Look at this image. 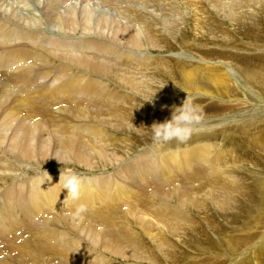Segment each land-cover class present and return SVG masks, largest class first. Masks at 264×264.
I'll return each mask as SVG.
<instances>
[{
    "label": "bare ground",
    "instance_id": "bare-ground-1",
    "mask_svg": "<svg viewBox=\"0 0 264 264\" xmlns=\"http://www.w3.org/2000/svg\"><path fill=\"white\" fill-rule=\"evenodd\" d=\"M62 1L65 0H43V7H42L44 9L43 12L40 13V17L36 18L34 16L35 18L31 23H29L28 26L24 25L26 23V20L23 17L24 14L23 16L17 18L18 22H20L19 19L21 20V24L13 23L12 20V21H8V23L10 22V24L12 25L11 29H5L0 26V205L4 207L9 206L10 211H11L10 207L16 205L20 210L24 211L25 215H27L28 217V220L34 217V221H47V222L49 221L48 224H51L52 221H54V223L55 221L58 222L65 221V223L66 221H70L69 224L73 222V224H75L77 229L83 235V237L79 238L78 240L70 237L71 235L66 237L68 235L67 233L69 232H65L66 236L64 237L65 235L64 232L55 229L56 227H58V229L59 227L61 228V226L59 225L56 226L55 228L51 227L52 230L48 231L46 234L47 236L52 235L53 238H55L53 240L54 241L57 240L59 242L60 246L57 245L54 248L55 252L59 253L60 256L62 254L65 256L67 255L72 256V258H76L77 260L76 262L78 264H107L103 261V258L96 251L98 249L95 250L93 248H90L93 246L87 247L89 244L85 245L86 242L84 243V240H86L87 238H88L87 240L91 242H96L98 237L95 236L93 232L91 234L89 227L85 226L86 223L83 224L84 222L82 221L106 222L107 221L106 210L110 204L111 206L112 205L114 206L113 208L115 207L117 208V206L118 207L120 206L119 204L121 201L123 202V204L124 202L125 204L126 203L133 204L132 202L135 203L136 201L135 204L137 205V207L142 206L148 208V210L145 211V214L142 215V213L140 212L141 216H139V214L138 215L134 214V221L136 220L138 223L137 224L135 222L137 227L139 226L140 223L138 221L146 222L149 220L150 223L151 221H159L165 225L168 224V227L169 225H172L171 227L174 228L173 231L180 230V226L177 223L178 221L182 222L188 220V214L186 213L185 209L189 206H194V207L199 206V208H201L202 206H204L202 205L204 203H205V207L206 205H210V204L214 205V207L218 205L216 207H218V209H221L223 210V212H225L224 208L228 210L232 207H236L240 205V203L249 205L248 203L249 200L242 199L243 197L240 196V195H244V196L249 195L248 193L249 190L247 191L248 188L246 189L247 185H245L243 179H240L241 175L236 173L237 170L235 172H233L232 170L235 169L234 162H236L235 160L237 159V157H235L234 152L236 151L232 147H229L228 149L222 147L216 148L217 144L216 143L212 144V142L210 143V141L196 142L194 144H191L190 146H185L183 148H179L175 146L176 148L171 150H166V152H163V146H162L163 144H157V143H154L152 146H148L145 147V149H142L143 152L140 151L141 153L139 159L136 162H134L133 167L131 168L132 171L135 170L133 172V178L131 180L136 182L137 183L136 185L139 186L141 190L146 191L145 198L142 196L144 199L142 198L140 200H135L136 198L132 196L135 195L132 194L133 190L125 189L123 184H122L123 186L118 185L117 181H115V179L111 177L112 175L105 176V179H100V178L95 179L93 176H90V174L80 175V172L79 174H77L82 181L79 198L73 200L68 196L67 190L63 189L62 184L59 182L60 172H58L57 169L60 166L57 167L56 169L57 171H52V170H47V167L45 170L43 166L39 165L38 161L43 162L44 161L43 159L45 158L48 150H50V148L48 147L49 144H52L53 146V151H52L53 154L51 155V159L54 161V163L55 161L56 163L77 162L88 168H92L99 166L100 164L106 165L108 163H112L115 160V158H117V160H120L121 158L123 159V157H125V155H127L129 151L130 144L132 143L131 141L134 140V139L128 140L127 137H124L123 134H125V132L127 131V129L125 128V122H130L133 125V128L128 130L130 131L132 130L135 133H142L141 125L143 122L147 120L146 119L145 121H143V119L148 116V107L150 108V105L156 104L155 98H152V100L148 101V103H143L142 101H144L143 99L149 96L155 95L154 92L155 89H157V87L155 88L153 84L151 86L148 85L147 76L153 74V71L144 72L145 67L152 70L155 68L157 64L151 66V63L147 62L148 59L147 57H143V58L137 57L136 55H138L140 52L134 55L133 52H135L136 50L135 49L132 50V48H130V47L141 48L140 46H142L145 43L144 42L145 37L143 38L142 30L145 31L144 33H146L147 31L149 34L147 36L149 37V39L146 37L147 39L146 42H148V40H151L150 38H152L151 31L153 29L152 23L154 22L152 20H148L147 18H145L143 13L144 11L143 12L139 11V8L136 6L127 8L124 3L125 0H104L109 4L116 5L117 8L119 9H123L124 11L123 13L130 20L131 24L123 25L124 22H122V24L118 22H114V25L116 27L113 26L115 27V29L112 30L111 33L112 36L110 37L111 39L108 36L109 41L106 40L107 38L101 39L104 38V36L101 34L97 39H93L90 36L93 34H91L89 31H87L86 34L79 35L78 37L77 34L76 38H72V37L66 38V36L65 38L64 37L61 38L58 37L56 33H51L54 32L50 29L51 26L53 27L57 24V25H61V28L66 27L68 28V30L71 29L73 31L76 30V26L78 28H81L82 30L91 29L90 19L85 11L77 16L75 14H78L79 12L75 11V8H73V10H70L66 14L60 13L59 6ZM128 1H131V3L132 2L139 3L143 0H128ZM146 1H153V0H146ZM205 1L207 0H204V2ZM211 1L214 2V0H210L209 2ZM185 2H187V0H185ZM11 5L10 7H13L14 4L12 6ZM30 6L26 8L30 10L29 9ZM66 8L68 9V7ZM16 10H19V8L14 9V11ZM9 12L10 11H8V13ZM22 13L23 12L21 11L20 14ZM11 16L13 15H10V17ZM0 19L2 18L0 17ZM4 20L7 19L4 18ZM100 21L103 27L105 26L104 24L108 22V21L106 22V20L105 21L103 20L102 22V19ZM137 22L140 25L139 27L136 25L138 24ZM44 24H46L47 28H45L46 26L45 27L43 26ZM111 24H113V22L110 23V25ZM59 27L56 29L59 30ZM111 28L112 27H110V29ZM34 29L44 30V32H42V34H37ZM46 30H49L51 32H47ZM95 33L97 32L95 31ZM55 34L56 36H54ZM73 34L74 33L72 32V34L70 35ZM44 35H49L52 37H47ZM97 35L95 36L97 37ZM157 36L155 35V37ZM154 42L156 44L157 41L155 40ZM150 44L148 46H151ZM126 45H129L130 46L129 48L133 52L129 51L130 49H128V46ZM153 47L151 46V48ZM186 67H183V69L181 70L183 71L182 73L183 76L189 80L190 78H192V75L195 73L196 70L194 71ZM206 67H203V70ZM205 70L207 77L211 76V78L214 79L215 82L218 81L220 83H223L224 85L225 84L228 85L227 82L229 78L233 77L231 73H230L231 77L230 75H226L228 69L227 71L219 70V68L216 69L207 68ZM135 74H137L140 78L134 79L133 76ZM188 84L190 88L193 89L200 88L198 84L193 81L192 82L189 81ZM162 96H164V94ZM168 103L170 105L171 101ZM173 104L175 105L176 103ZM165 105H167V101ZM181 105L182 103L180 105H177V107ZM160 106L158 109H160ZM170 106L172 107V105ZM226 106L227 105H222L221 107L220 106L219 107L215 106V107L218 108L219 110H222V109H226L227 108ZM152 109L154 108L152 107ZM134 111H138V112L134 113ZM146 112L147 115H145ZM141 114L144 115L143 119L138 120V118L142 117ZM43 115L44 117H42ZM149 123L150 122H148V124ZM191 127H192V132L189 137L191 138H193L194 136L198 137L200 133L199 132L196 133L195 131L200 129H201L200 131H202L203 126L192 125ZM119 129H122L123 134L119 133L118 131ZM144 133L145 135L143 139L145 140L150 135V133L149 130H146V132ZM47 134L48 135L50 134V136H47ZM116 141H118L117 142L118 144H116ZM138 143L136 142V144ZM45 160H48V158H46ZM27 164H30V166L27 167L26 170H24L25 168L24 166H26ZM20 170H22V172L20 173L18 172L17 174L16 172ZM123 178H125V176H123ZM126 179L125 181H127ZM131 180L130 183L133 182ZM196 181H198L197 185L193 186V183ZM202 186H204V188ZM97 187H101V189L107 191L106 195L102 196L100 194L102 191L99 190L98 192L97 189L99 188ZM191 191H192V196L190 195ZM193 193H195V195H193ZM98 194H100V196H97ZM246 198L249 199L248 197ZM96 199H98L97 202H95ZM94 203H96V205ZM81 204L85 206V211L77 215L76 210L78 206ZM55 205L57 206L54 208ZM122 206L123 205H121V207ZM130 207L132 208L131 205ZM130 207L126 206V209ZM114 211L115 210L113 209L112 211L113 216H116ZM39 212H43L41 216H43L44 213H46L45 215L46 218L45 219H42L41 217H40L41 219H39L38 217L35 218L36 214H38ZM128 212L129 209L127 213ZM9 216L11 217V215ZM16 216L17 215L13 216L14 218L12 219L10 218L4 219L3 215L0 213V221L3 222L15 221ZM145 216L151 217V219H146ZM129 220L127 221L129 222ZM131 222L133 224V221H130L129 224ZM169 222H171V224ZM146 226L147 223L145 227ZM148 226L152 227V225L149 224ZM159 228L161 227L159 226ZM101 229L103 230V228ZM109 231H110L109 234L113 233L111 230ZM147 231H145V233ZM159 231L160 229L158 230L157 233H160ZM81 233L79 234L81 235ZM105 233L107 234V232ZM172 233H176V232H172ZM146 234H147L146 236H149L148 233ZM153 234L151 236H154ZM17 235L18 234H16V236ZM34 235L32 236L34 237ZM43 236H41V238ZM76 236L77 235H75V237ZM155 236H157V234ZM139 237L140 236L137 237L136 243L138 239H140ZM162 237L161 239H163ZM99 238L101 239V237ZM116 238L114 237L113 240H115ZM104 239H106V237ZM110 240L112 239L110 238ZM7 242H10V240ZM23 242H21V244ZM25 244L26 243H24V245ZM138 244L140 245L139 241ZM164 244L162 245L164 246ZM17 246L18 245H15V248ZM161 246L160 245L158 246L160 247V250L166 248V244L162 248ZM7 247L9 248V246ZM22 247L20 249L21 251H22ZM101 247L102 249H99L98 251L103 252V251H107L108 249V246L104 245L103 242L101 243ZM139 247L143 248L141 246ZM25 248L24 250H26ZM40 249L42 250V247ZM115 249L112 250H114L116 253H119L120 254V255L118 254L119 256L123 255L122 252L123 250L120 251L121 249H119L120 252H118V248L117 250ZM132 249L129 250L132 251ZM133 251L136 252V249H134ZM5 252H2V254H6ZM16 252L15 253L13 252V254H16ZM139 252L140 251H138V253ZM143 253L144 252H142V254ZM2 254L0 256L4 258V255ZM44 254L45 253H43V256L46 255ZM50 254L53 253L50 252ZM8 258H9V254H8ZM21 258L24 257L20 256V259ZM29 259H31V256ZM59 259H61V257ZM80 259L82 260L80 261ZM64 260L67 262V259ZM24 261L25 260H23V262ZM65 261L63 263H65ZM151 261L153 262L152 258ZM68 262L72 263V261H68ZM16 264H18V262H16ZM19 264H21V262Z\"/></svg>",
    "mask_w": 264,
    "mask_h": 264
},
{
    "label": "rangeland",
    "instance_id": "rangeland-1",
    "mask_svg": "<svg viewBox=\"0 0 264 264\" xmlns=\"http://www.w3.org/2000/svg\"><path fill=\"white\" fill-rule=\"evenodd\" d=\"M143 1H141L142 3L141 2L131 3V1L128 0H125L124 2L127 8L134 6L138 7L139 11L141 12L144 11L143 13L145 18H147L148 20H152L154 22L152 23L153 29L151 31L152 33L151 37L154 39V41L155 40L157 41L156 42L157 45L155 44L152 38H150L151 40H148V42H146L147 41L146 37L149 34L147 31L146 33H144L145 31L142 30L143 38L145 37V41H144L145 43L142 46H140L141 48L130 47L129 45H126L128 46V49L132 48V50L133 49L136 50V51L134 50L135 52H133L131 49L129 50L132 51L134 55L140 52L138 55H136L137 57L139 58L147 57L148 58L147 62H150L151 66L157 64L155 68L152 70L145 67V71H144V72L153 71V74L147 76L148 85L151 86L153 84V86H155V88L157 87V89H155L154 92L156 97L155 95L154 96L152 95L153 98L156 99V104L150 105V108L148 107L147 117L143 119L144 115L141 114L142 117L138 118V120L143 119V121L147 119L141 125L142 133H135L132 130L131 131L128 130V129H132L133 125L130 122H125V128L127 129L125 134H123L122 129H119L118 131L120 134H123L124 137H127L128 140L134 139L131 141L132 145L130 144L129 151L127 155L123 157V159L121 158L120 160H117V158H115V160L112 163H108L106 165L100 164L99 166L88 168L77 162H71L72 164L70 162L68 163L62 162L63 163L62 164L61 162L56 163L55 161L54 163V161L51 159V155L53 154L52 144L48 145L50 150H48L45 158L43 159L44 161L43 162L38 161L39 165L43 166L45 170L47 167V170H52V171L58 170V172L60 173L61 170L64 171L65 169L75 172L76 174H79L80 172V175L90 174V176H93L95 179L96 178L105 179V176L112 175L111 177H113L115 181H117L118 185L123 184L125 189L133 190L132 194L135 195L132 196L136 198L135 200H140L143 197L145 198L146 191L141 190L140 187L136 185L137 183L131 180L133 178V172L135 171V170L132 171L131 168L133 167L134 162H136L139 159L140 153L143 152L142 149H145V147L152 146L154 144L151 138V131H150V126L152 125L151 122H161L165 119L170 118L172 109L174 107H177V105L183 103V101L187 97H191L192 103L196 106L197 114L200 117L199 121L193 123L192 125L203 126L202 131H200L201 129L195 131L196 133L199 132L200 135L198 137L192 136L193 138L189 137L188 138L189 140L187 139L184 142H177L173 140L168 143H164L162 145L163 152H166V150L174 149L176 147L183 148L185 146H190L191 144L200 141L201 142L210 141V143L212 142V144L216 143L217 144L216 148L222 147L228 149L229 147H232L236 151L234 152V154L235 157H237V159L235 160L236 162H234L235 169L232 170L233 172L237 170L236 173L241 175L242 178L240 177V179H243V182L245 183V185H247L246 189L248 188L247 191L249 190L248 191L249 195L248 196L240 195V196L243 197L242 199L249 200L248 202L249 205L240 203V205L236 207H232L228 210L224 208L225 212H223V210L221 209H218V207H216L218 205L214 207V205H211L210 203H209L210 205H206V207H205V203L202 204L204 206H202L201 208H199V206L196 207L189 206L185 209L186 213L188 214V220L182 222L178 221L177 223L180 226V230L173 231L174 228L171 227L172 225H169L168 227V224L165 225L159 221H151L150 223L149 220L146 222L138 221L141 223V225L139 223V226H142V227L138 226L142 230L139 229L136 226L137 221L136 220L134 221V214L135 215L139 214V216H141L140 214L141 213L142 215L145 214V211L148 210V208L142 206L137 207V205L135 204L136 201L135 203L132 202L133 204H127V203L125 204V202L123 204V202L121 201L119 204L120 208L117 206V208L119 209H117L116 207L113 208L114 206L113 205L111 206V204L107 208L106 210L107 223L105 221H101V222L97 221L100 224L99 225L96 221H90V222L82 221L84 222L83 224L86 223L85 226L89 227V230L91 231L90 233L92 234L93 232V234H95V236L98 237L96 242H91L87 240L88 239L87 238L86 240H84V243L86 242L85 245L89 244L87 247L93 246L90 248H93L95 250L102 249L101 247L102 242L104 243V245L108 246L107 251L101 252L96 250L99 253V255L103 258V261L107 264H264V0H246V1L245 0L244 1L214 0V2L212 1L209 2L210 0L209 1L207 0L205 2L204 0H187V2H185V0H158V1L153 0L154 2L146 1V0L144 2ZM88 2L90 5L88 4ZM9 4L10 5L14 4L15 6L13 5V7H10ZM79 5L81 8L79 7ZM28 6H30L29 8L30 10L26 8ZM17 7L19 8V10L14 11V9H18ZM42 7H43V0H0V17L2 18L0 19V26L5 29H11L12 25L10 24V22L8 23V21H12V20L13 23L21 24V20L19 19L20 22H18L17 18L23 16V14H24L23 17L26 20V23L24 25L28 26L29 23H31L35 17L36 18L40 17V13H42L44 10ZM66 7H68V9ZM73 8H75V11L79 12L78 14H75L76 16L80 15L84 11L87 13L90 19L91 29L82 30L81 28H78L76 26V30L73 31L71 29L68 30V28L66 27L61 28V25L56 24L55 26H53L54 28L52 26L50 28L54 32H51L49 30L46 31L51 33H56L58 37L61 38L63 37L65 38V36L66 38H71V37L76 38L77 34L78 37L79 35L86 34V32L89 31L91 34H93V35L89 34L93 39H97L101 34L104 36V38L100 37L101 39L107 38L106 40H108V36L109 38L112 36L111 35L112 30L115 29L116 27L114 25V22H118L121 24L122 22H124L123 25L131 24L130 20L123 13L124 12L123 9H119L117 8L116 5L109 4L104 0H79V1L65 0L60 3L59 11L62 14H66L70 10H73ZM8 11L10 12L8 13ZM21 11L23 12L22 14H20ZM30 11L36 13L34 14L33 12L31 13ZM10 15L13 16L10 17ZM30 15H32L33 17ZM109 17L112 19H110ZM4 18L7 20H4ZM101 19L102 22L103 20L104 21L106 20V22L108 21L106 23L107 26L106 24H104L105 25L104 27L102 26L100 21ZM112 22L113 24L110 25V23ZM136 25L138 27L140 26L139 23ZM43 26L45 27L46 24H44ZM58 27L59 30L56 29ZM110 27L112 28L110 29ZM45 28H47V26ZM34 30L37 34H42V32H44V30H40V29H34ZM95 31L97 33H95ZM67 32L70 34H72L73 32L74 34L70 35ZM56 34L54 36H56ZM95 35H97V37ZM155 35L158 36L155 37ZM44 36L52 37L49 35H44ZM147 38L149 39V37ZM148 43L152 47L154 46L155 48L154 47L151 48V46H148L149 45ZM183 67L192 69L194 71L196 70L195 73L193 74L195 76L192 75V78H190L189 80L185 78L182 74L183 71L181 70L183 69ZM203 67L206 68H204L203 70ZM207 68H214V69L219 68V70H224V71H227L228 69L226 75H230L231 77L232 74L233 77L229 78L227 82L228 85L227 84L224 85L223 83H220L218 81L215 82L214 79L211 78V76L207 77L205 70ZM133 78L136 79L140 77L137 74H135ZM189 81L191 82L193 81L197 83L200 88L197 89L190 88L188 84ZM160 94L162 95L164 94V96ZM159 99L162 101H160ZM143 100L145 101V99ZM144 101L142 102L148 103V101L145 102ZM166 101H167V105H165ZM170 101H171L170 105H172V107L168 103ZM172 102L176 104L174 105ZM222 105H227L226 106L227 108L222 110L216 108L219 106L221 107ZM159 106L160 109H158ZM152 107L154 109H152ZM137 112L138 111H134V113ZM145 115H147V112ZM42 117H44V115ZM148 122L150 123L148 124ZM146 130H149L150 135L144 140L143 137L145 135L144 132H146ZM47 136H50V134L49 135L47 134ZM117 142L118 141H116V144H118ZM136 142L139 143L136 144ZM140 145L143 147H141ZM46 158H48V160H45ZM41 163L42 164L44 163L45 165L44 164L42 165ZM47 165L49 166V169ZM29 166L30 164L24 166L25 167L24 170H26L27 167ZM57 167H59L60 169L59 168L57 169ZM18 172L20 173L22 172V170L17 171L16 173L18 174ZM123 176H125V178H123ZM125 179L127 181H125ZM130 180L133 182L130 183ZM197 183L198 181L194 182L193 186H196ZM202 187L204 188V186ZM97 188H99L97 189L98 192L99 190L102 191L100 193L102 196L106 195L107 191L101 189V187H97ZM100 194H98L97 196H100ZM190 195L192 196V191L190 192ZM193 195H195V193H193ZM246 197H248L249 199H247ZM97 201L98 199L95 200V202ZM94 204L96 205V203ZM121 205L123 206L121 207ZM125 205L129 207L131 205L134 211L130 207L128 208L130 213L129 212L127 213L128 209H126ZM56 206L57 205H55L54 208ZM10 208L11 211L9 210V206L4 207L0 205V213L3 215L4 219L7 218L12 219L14 218L13 216L17 215L15 218L17 221L16 220L9 222L0 221V255L2 254V252L6 251L5 252L6 254H2L4 255L6 261L2 256H0V264L1 263L16 264V262H18V264L20 262L21 264L22 263L27 264L28 262H30L31 264L32 263L36 264L37 262H38L37 264H42V263L66 264L68 261H72V263L68 262L67 264H75V263L78 264L76 262L77 261L76 258H72V256L69 255H67L68 256L67 257L62 254L60 256L59 253L55 252L54 248L57 245H59V242L57 240L56 241L58 243L54 241L53 239L55 238H53L52 235H50L51 236L50 239V236L48 235L49 236L48 237L46 234L48 231L52 230L51 227L55 228L56 226L59 225L61 226V228L59 227L58 229V227H56L55 229H57L58 231H62L64 233L69 232L67 233L68 234L67 236L65 233L64 237L65 236L68 237L71 235L70 237L78 240L79 238L83 237V235L77 229L75 224H73V222L69 224L70 221H66V223L65 221H59V222L55 221V223L54 221H52L51 224H48L49 221L48 222L34 221V217L28 220V217L27 215H25L24 211L20 210L16 205ZM113 209L116 211V212L114 211L116 216H113V212H112ZM130 210H132L133 212ZM13 213L16 214L14 215ZM42 213L43 212H39L38 214H36L35 218L38 217L39 219L41 218L45 219L46 213H44V215L41 216ZM9 215H11V217ZM145 218L151 219V217L148 216H145ZM127 220H129V222L133 221V224L132 222L129 224ZM37 223L38 224L42 223V224L38 225ZM146 223L147 226L145 227ZM169 223L171 224V222ZM148 224L152 225L153 228L151 226H148ZM92 225L94 228L92 227ZM159 226L161 228H159ZM101 228H103V230ZM16 229H18L20 232ZM159 229H160L159 231L160 233H157ZM109 230L113 232V233L111 232L113 235L109 234L110 233ZM167 230L169 233L167 232ZM145 231H147L146 233H148L149 236H146L147 234L145 233ZM105 232H107V234ZM119 232L121 233V235ZM172 232H176V233H172ZM79 233H81V235ZM16 234L18 235L16 236ZM43 234L47 238V240L43 236ZM152 234L154 236H151ZM156 234L158 237L155 236ZM32 235H34V237ZM75 235L77 236L75 237ZM41 236L43 237L41 238ZM138 236H140L139 237L140 239H138L140 245L138 244V241L136 243ZM99 237H101V239ZM105 237L106 239H104ZM114 237L115 238L117 237L119 239L116 238L115 240H113ZM153 237L155 238L156 241L154 240ZM161 237L163 239H161ZM110 238L112 240H110ZM9 240L10 242H7ZM41 240L43 241V243ZM104 240H106L108 243ZM21 242L23 243L21 244ZM156 242H159L160 244ZM24 243L26 244L24 245ZM155 243L158 246L159 245L161 246L162 244L165 243L166 248L160 250V247H158ZM15 245H18L19 247L17 246L15 248ZM138 245L143 248H140ZM7 246H9L10 249ZM164 246L162 245L161 248ZM21 247H22V251L24 252L20 250ZM41 247L42 250L40 249ZM113 247H115L116 249ZM24 248L26 250H24ZM117 248H118V252L123 250L122 256H119L120 255L119 253H116L114 250H112V249L117 250ZM132 248L136 249L137 253L133 251L134 249ZM119 249L121 250L119 251ZM129 249H132V251ZM16 251L18 252V254ZM138 251L140 252L138 253ZM13 252L14 253L16 252L17 255L13 254ZM34 252L36 253V255ZM42 252L45 253L46 255L44 254L45 256H43ZM50 252L55 254L54 255L50 254ZM142 252L144 253L142 254ZM8 254H9V258H8ZM16 256H18L19 259L20 256L24 258H21L19 260L18 257ZM30 256L31 259H29ZM49 257L51 260L49 259ZM60 257L61 259H59ZM10 258H13L15 260ZM151 258L153 262L151 261ZM32 259L33 261L34 260L35 261L33 262ZM64 259H67V262ZM23 260L25 261L23 262ZM81 260L82 259H80V261ZM64 261L65 263H63Z\"/></svg>",
    "mask_w": 264,
    "mask_h": 264
},
{
    "label": "clouds",
    "instance_id": "clouds-1",
    "mask_svg": "<svg viewBox=\"0 0 264 264\" xmlns=\"http://www.w3.org/2000/svg\"><path fill=\"white\" fill-rule=\"evenodd\" d=\"M153 96L145 98V101H151ZM199 119L192 98L187 97L181 106L172 109L170 118L152 123L150 126L151 138L157 144H164L173 140L184 142L191 135V125L198 122ZM59 182L62 184V188L67 190V194L71 199L76 200L79 198L82 181L75 172L61 170ZM84 211L85 206L81 204L78 206L76 214L78 215Z\"/></svg>",
    "mask_w": 264,
    "mask_h": 264
}]
</instances>
